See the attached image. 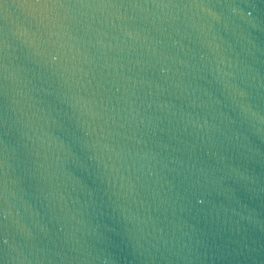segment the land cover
<instances>
[{
    "label": "water",
    "instance_id": "obj_1",
    "mask_svg": "<svg viewBox=\"0 0 264 264\" xmlns=\"http://www.w3.org/2000/svg\"><path fill=\"white\" fill-rule=\"evenodd\" d=\"M0 264H264V0H0Z\"/></svg>",
    "mask_w": 264,
    "mask_h": 264
}]
</instances>
